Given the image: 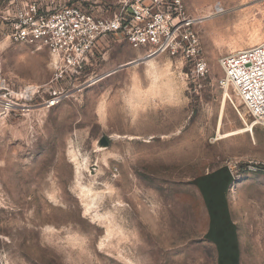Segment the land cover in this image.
I'll return each mask as SVG.
<instances>
[{
  "label": "rangeland",
  "instance_id": "rangeland-1",
  "mask_svg": "<svg viewBox=\"0 0 264 264\" xmlns=\"http://www.w3.org/2000/svg\"><path fill=\"white\" fill-rule=\"evenodd\" d=\"M186 4L206 77L111 38L83 79L94 83L53 108L38 97L0 112V264H220L195 181L225 167L239 263L264 264V127L217 82L222 56L264 43V0ZM0 73L43 86L54 57L2 39Z\"/></svg>",
  "mask_w": 264,
  "mask_h": 264
},
{
  "label": "built area",
  "instance_id": "built-area-1",
  "mask_svg": "<svg viewBox=\"0 0 264 264\" xmlns=\"http://www.w3.org/2000/svg\"><path fill=\"white\" fill-rule=\"evenodd\" d=\"M200 23L186 0H0V40L32 46L34 52L47 49L54 57L53 77L43 86L16 90L0 73V112L38 97L35 108L62 104L93 83L83 79L97 49L111 38L144 52L146 59L166 54L181 60L194 77L204 78L210 67ZM219 66L220 88L234 91L253 124L264 127V43L222 56Z\"/></svg>",
  "mask_w": 264,
  "mask_h": 264
},
{
  "label": "water",
  "instance_id": "water-1",
  "mask_svg": "<svg viewBox=\"0 0 264 264\" xmlns=\"http://www.w3.org/2000/svg\"><path fill=\"white\" fill-rule=\"evenodd\" d=\"M113 73L116 71L106 77ZM233 182L234 176L225 167L195 183L202 192L209 211L211 218L209 231L218 246L220 264H240L237 228L231 219L228 204V193Z\"/></svg>",
  "mask_w": 264,
  "mask_h": 264
},
{
  "label": "bare ground",
  "instance_id": "bare-ground-1",
  "mask_svg": "<svg viewBox=\"0 0 264 264\" xmlns=\"http://www.w3.org/2000/svg\"><path fill=\"white\" fill-rule=\"evenodd\" d=\"M218 5H220V7H222L221 6V4H216V7L218 6ZM212 7H209L208 9H211ZM260 43V42H259ZM257 45H259V44H257ZM2 50H4V48H3V46H2ZM135 62V61H134ZM114 74V73H113ZM95 82V81H94ZM93 82V83H94ZM92 84V83H91ZM153 84H154V86H157L158 84L156 83V82H154L153 81ZM170 92L172 93V92H174V90H170ZM226 92V94H225V96H226V98L229 96V97H231V94L229 93V91H225ZM225 110H226V99L224 100V102H223V104H222V109H221V119L223 118V115H224V113H225ZM241 114V118L244 120V122L246 123V118H245V116L242 114V113H240ZM247 126H249L248 124H247ZM255 126V125H254ZM222 137H224V136H222L221 134H220V138H222ZM219 138V139H220Z\"/></svg>",
  "mask_w": 264,
  "mask_h": 264
},
{
  "label": "trees",
  "instance_id": "trees-1",
  "mask_svg": "<svg viewBox=\"0 0 264 264\" xmlns=\"http://www.w3.org/2000/svg\"><path fill=\"white\" fill-rule=\"evenodd\" d=\"M205 176H207V175H205ZM205 176H203V177L197 179V180L195 181V183H197L198 180L203 179ZM208 176H210V174H208ZM210 220H211V218H210ZM210 224H211V221H210ZM207 237H208L211 241L214 242L213 238H212L211 235H210V231H209V233L207 234Z\"/></svg>",
  "mask_w": 264,
  "mask_h": 264
}]
</instances>
